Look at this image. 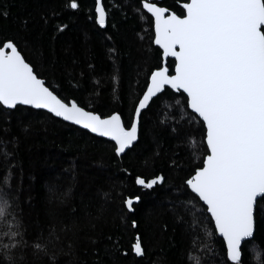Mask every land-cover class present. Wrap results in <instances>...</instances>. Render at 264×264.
<instances>
[{"label": "snow or ice", "instance_id": "obj_1", "mask_svg": "<svg viewBox=\"0 0 264 264\" xmlns=\"http://www.w3.org/2000/svg\"><path fill=\"white\" fill-rule=\"evenodd\" d=\"M137 3L136 10L142 14L140 18L150 20L154 33L152 43L158 46L161 54L157 66L146 76L142 93L132 105L128 125L118 111L101 114L87 110L75 99H63L46 86V81L26 60L20 47L23 44L32 50L28 37L35 25L29 17L20 20L16 36L0 40V115L6 119L23 111L20 106L45 110L49 118H58L111 141L114 156L121 158L137 145L143 115L158 101L163 103L165 97L175 99L189 124L198 125L199 144L194 136L182 132L179 127L172 126L170 132L178 143H187L193 159H196L197 148L201 158L177 186L180 195L175 198L170 213L174 221L187 223L184 212L200 204L198 211L214 226L211 231L206 230L205 235L211 238L215 234L222 238L223 260L217 264H245L242 253L255 239L257 218L264 216V0H180L179 13L158 5L155 0H137ZM9 11L0 8V17L6 19ZM80 11V0H64L59 11L50 9L41 13L39 36L51 28L50 37L55 39L68 28L62 13L75 16ZM87 11V18L95 26L108 27L110 13L103 0H92ZM34 50L44 61L42 47L36 45ZM108 51L113 60L111 80L115 94L120 82L115 60L117 49L109 47ZM168 58H172L174 64L171 69ZM47 62L55 68L51 58ZM99 94L97 91L96 95ZM9 142L0 135V145L4 149L0 153L4 161V171L0 172V264H57L64 250L57 247L60 234L56 225L60 224L59 232L66 234L77 227L78 212L91 221L102 218L105 209L97 205L93 217L88 211L93 206L92 198H88L76 207H68L66 222L51 207L54 200L60 205H64L65 200L56 195L55 186H50L44 209L48 230L45 232L41 228L29 238L19 210L18 192L13 190L11 183L13 173L9 156L14 153L7 150ZM11 142L15 143V139ZM154 143L162 150L158 139ZM159 156L160 151H156L154 159ZM172 166L174 169L180 167L175 159H172ZM165 182L162 172L151 178L137 175L134 179L140 189L148 190L147 194L159 192L167 197ZM141 200V195L132 194L122 200V205L129 212H135ZM188 204L192 209H187ZM149 216L150 211L145 218ZM131 226L137 227L135 219ZM190 227L194 229L195 226ZM109 240L112 241L110 251L119 252L118 242L112 237ZM144 251L142 236L135 233L130 252L143 257ZM253 252L257 264H264L262 253L255 245ZM186 256L189 264H205L199 257L194 259L191 250Z\"/></svg>", "mask_w": 264, "mask_h": 264}, {"label": "trees", "instance_id": "obj_2", "mask_svg": "<svg viewBox=\"0 0 264 264\" xmlns=\"http://www.w3.org/2000/svg\"><path fill=\"white\" fill-rule=\"evenodd\" d=\"M103 2L110 13L106 29H100L87 18V7L92 5V0H80L78 14L62 13L67 30L51 39V28L39 36L40 15L50 9L59 11L64 0H0V8L10 10L6 19L0 17V40L16 36L20 20L29 17L35 25L28 37L32 50L23 44L20 47L26 60L46 81V86L63 99H75L87 110L101 114L118 111L128 125L132 105L142 93L147 74L157 66L161 52L152 43L150 20L141 19L142 14L136 10L137 0ZM160 5L177 13L181 11L180 0H162ZM36 45L42 47L44 61L34 50ZM109 47L117 49L115 60L120 82L115 94L112 92L113 60L109 58ZM49 58L55 64L54 69L47 62ZM167 63L170 69L174 67L172 60ZM174 95L180 99L178 94ZM21 108L23 111L6 119L0 115V135L10 141L7 150L14 153L9 156L13 173L11 183L13 190L18 192L19 210L29 238L41 228L45 232L48 230L49 221L44 209L50 186H55L56 195L65 200L64 205L54 200L51 207L66 222L68 207H76L82 200L92 198L93 206L88 211L93 217L97 205H103L105 209L102 218L91 221L78 212L77 227L66 234L59 232L60 224L56 225L60 234L57 247L64 250L58 256L57 264H189L186 256L189 250L194 259L199 257L205 264L223 260L221 239L215 234L211 238L205 235L206 230L211 231L214 226L198 211L200 204H196V209H192L191 204L186 206L192 209L184 212L187 223L174 221L170 213L175 198L180 195L177 186L201 158L197 148L196 159H193L187 143H178L170 132L172 126L179 127L182 132L194 136L199 144L198 125L189 124L175 99L165 97L163 103L158 101L143 115L137 145L121 158L114 156L112 143L49 118L45 112ZM13 138L15 143L11 142ZM157 139L162 150L154 143ZM3 150L0 145V153ZM156 151H160V156L154 159ZM172 159L179 168H173ZM3 171L4 161L0 157V172ZM161 172L166 177L164 191L168 193L167 197L159 192L147 194L148 190L140 189L134 183L137 175L151 178ZM65 192L67 196L61 195ZM132 194L142 196L135 212H129L122 205V200ZM149 211L151 216L146 219ZM133 219L137 221L136 228L131 226ZM190 225H194V229ZM135 233L142 236L143 257L130 252ZM109 237L118 242L119 252L110 251L112 241ZM253 245L264 260V216L257 218L255 239L242 253L245 264H257ZM125 251L129 253L127 256L122 254Z\"/></svg>", "mask_w": 264, "mask_h": 264}, {"label": "water", "instance_id": "obj_3", "mask_svg": "<svg viewBox=\"0 0 264 264\" xmlns=\"http://www.w3.org/2000/svg\"><path fill=\"white\" fill-rule=\"evenodd\" d=\"M161 1H162V0H155V2H156L158 5H160ZM160 6H161V5H160ZM153 38H154V33H153ZM153 45H154V44H153ZM154 47L158 48V46H156V45H154ZM159 51L161 52V50H159ZM168 60H172V58H168ZM20 107H25V106H20ZM26 108H27V107H26ZM29 109H30V108H29ZM31 110H33V111H41V112H45V113H46L45 110H35V109H31ZM47 114H48V113H47ZM49 115H50V114H49ZM53 118H54V117H53ZM55 119L59 120L58 118H55ZM60 121L63 122V123H65V124H67V125H70V126H73V127L78 128V129H80V130H83V131L89 133L90 135H92V136H94V137H97V138H99V139H103V140H105V141H108V142L112 143L111 141L107 140L106 138L96 136V135H94V134L88 132L87 130H84V129L80 128L79 126L72 125V124L67 123V122H64V121H62V120H60ZM220 239L222 240V238H220Z\"/></svg>", "mask_w": 264, "mask_h": 264}]
</instances>
